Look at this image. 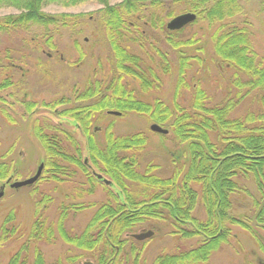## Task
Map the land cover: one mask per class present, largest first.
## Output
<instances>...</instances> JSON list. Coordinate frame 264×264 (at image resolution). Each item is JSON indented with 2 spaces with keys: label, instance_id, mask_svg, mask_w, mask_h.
Returning a JSON list of instances; mask_svg holds the SVG:
<instances>
[{
  "label": "trees",
  "instance_id": "16d2710c",
  "mask_svg": "<svg viewBox=\"0 0 264 264\" xmlns=\"http://www.w3.org/2000/svg\"><path fill=\"white\" fill-rule=\"evenodd\" d=\"M253 1L173 0L166 3L159 0H119L113 5L111 0H0V9L14 8L21 12L15 17L0 19V36L12 31H25L33 35V41L37 38L46 41L43 44L50 57L59 53L55 44L57 39L64 32L74 35L79 25H84L80 23L84 16H52L46 14L44 8L52 4L65 7L87 3L102 5L103 9L96 18L115 58V73L109 81H88L86 88L75 91L72 97L43 104L42 107L55 119L53 123L36 126L35 135L45 151L39 183H69L78 173H83L91 186L89 189H77L81 198L94 193V186L101 183L97 177L101 175L108 178L118 192L109 193L112 201L99 206L81 234L68 231L67 220L96 204L86 206L62 202L57 221L49 223L44 212L52 199L43 196L36 203V220L25 243L8 264H48L40 245H52L57 238L80 251L96 254L97 264H141L142 250L131 246L132 260L123 255V250L128 243H134L127 234L149 221H166L171 228L170 235L181 240L199 241L192 250L158 256L154 264H208L212 255L229 243L233 226L247 230L264 226V58L255 51L249 23L240 25L237 22L246 17L243 2L250 5ZM186 13L197 16L190 27L204 29L208 34L207 40L196 39V36L185 42L173 40L186 29L169 32L167 21ZM139 25H149L168 35L166 42L174 52H178L180 59L176 100L182 89L192 90L194 98L189 107H182L177 101L173 109L160 101L154 105L146 104L136 99L128 88L127 82L132 79L139 83L144 93L157 89L155 74L150 73L152 76H149L146 73L145 67L148 66L144 59L131 53L129 46H124L126 41L138 43L133 30L143 37ZM199 43L200 46L195 48ZM208 45L219 63L233 72L231 85L237 90V95L230 93L224 102L213 106L200 85L195 88L185 80L186 68H190L191 62L204 63L201 56L191 57L186 50L205 53ZM76 48L79 49L77 44ZM158 56L165 75H170L167 60L163 54L158 53ZM10 84L6 81L0 90ZM251 95L257 102L256 111L234 118L240 102ZM24 106L28 114L39 113L35 108L37 104L25 103ZM109 111H119L122 115L130 112L146 114L152 123L167 129L177 139L180 150L172 160L170 177L153 174L155 167L151 165L144 172L140 171L138 154L148 143L143 134L117 136L110 127L105 131L104 140H97L91 128ZM77 134L86 139V159ZM5 158L0 156V183L20 179L21 175L13 172ZM182 159L184 164L180 165ZM236 179L253 180L259 194L254 204L258 216L255 214L251 226L231 213L232 197L242 191ZM129 183L137 184L144 198L136 197L130 191ZM36 194L33 192V196ZM199 206L204 212V220L195 216ZM14 222L15 217L10 214L2 225L0 247L18 235L19 228ZM80 257L69 260L77 261Z\"/></svg>",
  "mask_w": 264,
  "mask_h": 264
},
{
  "label": "rangeland",
  "instance_id": "374dc122",
  "mask_svg": "<svg viewBox=\"0 0 264 264\" xmlns=\"http://www.w3.org/2000/svg\"><path fill=\"white\" fill-rule=\"evenodd\" d=\"M159 1L169 3L173 0ZM118 2L119 0H111L113 5ZM243 3L246 8V17L238 19L237 22L240 25L244 22L249 23L255 51L260 58H264V0H254L250 5ZM102 9L103 6L96 3L71 7L52 4L45 7L44 12L52 16H84L80 19V23L84 25L80 24L74 35L64 32L62 37L57 39L55 44L59 48V53L54 57H50L48 49L44 45L46 42L44 39L37 38V41H33V35L25 31H12L0 36V86L6 81L11 82L10 86L0 90V156H6L5 162L11 164L13 172L21 175L18 180L13 178L11 183L22 182L35 176L45 160V151L35 135V128L43 126L46 124L45 122L53 123L55 118L42 105L63 97H72L75 91H83L88 81L93 83L109 81L113 77L115 73L113 68L114 53L110 51L111 45L105 38L104 30L96 18L98 17L97 13ZM20 13L14 8H1L0 19L15 17ZM169 22L170 20L167 21V24ZM190 25L184 28L186 30L179 37H173V40L185 42L194 36L196 39L205 38L207 40L208 34L204 32V29H200V26L190 27ZM139 28L143 37L133 30V36L138 37V43L126 41L124 46L126 48L129 46L131 53L144 59L148 66V68L145 67L146 73L149 76L155 74L154 83L157 89L144 93L139 83L132 79L127 82L128 88L133 91L136 99L146 104L154 105L156 101H160L173 109L177 101L180 106L189 107L194 98L192 90L182 89L176 100L178 60L180 59L178 52H174L166 42L168 35L149 25H139ZM76 44L79 49L76 48ZM199 46L200 43L194 47ZM186 52L184 50V53L191 57L201 56L204 60V63L201 64L191 62L190 68H186L185 80L195 88L200 85L211 98L210 105L224 102L230 93L232 96L237 95V90L231 85L234 78L233 72L219 63L214 57L210 45L207 46L205 53L195 49L189 52L186 50ZM158 53L163 54L167 60L171 70L170 75H165L162 70V61ZM25 103L37 104L35 108L39 109V113L28 114L24 106ZM256 109L257 102L251 95L240 102L233 117H244L249 111H256ZM97 118H99L98 115ZM100 118L101 122L98 121L91 128L98 141L104 140L105 131L110 127L117 136L143 134L148 139V143L144 151L138 154L140 171L144 172L151 165L155 167L153 174L162 178L170 177L172 160L179 155L180 150L179 143L172 134L164 136L152 132L151 126L154 123L146 114L130 112L116 117L105 113ZM77 136L83 151H85L83 157L86 159V139L83 135L77 134ZM183 164L184 160L182 159L180 165ZM104 179L109 181L108 178ZM236 182L242 191L232 197L231 213L238 220L248 222L251 226L254 223L255 214L256 217L258 216V209L254 207V204L259 199V194L253 180L236 179ZM4 185H6L5 195L0 200V229L6 218L12 214L15 217V226L19 228V231L11 242L0 247L2 264H8L10 259L21 250L36 220V203L41 201L43 196H49L52 199L44 212L49 223L57 221L58 208L62 202L85 204L86 206L96 204L95 207H89L81 213L70 216L67 220V230L74 234H81L94 217L99 206L111 200L109 193L118 192V189L112 185H106L101 181L94 186L92 195L86 194L81 198L78 197V188L89 189L91 186L83 173H78L71 182L64 184L54 181L37 182L31 187L19 190L11 189L7 183H0V188ZM129 187L136 197L144 198V193L137 184L129 183ZM35 191L37 194L33 196ZM195 216L201 220L205 219L200 206L196 210ZM252 228L247 230L233 226L231 228L232 238L229 239V243L222 245L212 255L208 264H264V246H259V242L251 231L256 230L264 242V228L260 226ZM149 231H153L155 234L146 242H138L132 238L134 235ZM170 231L171 228L166 221H149L137 227L133 233L127 234L129 239L134 240V243L127 244L123 255H128L131 258L134 254L130 248L135 246L136 249L143 252L141 264H154L158 256L162 254L189 251L198 245V240H181L170 235ZM40 247L48 264L58 261L61 264H97L96 254L80 251L66 244L60 238H57L52 245L41 244ZM78 256L81 257L77 261L69 260Z\"/></svg>",
  "mask_w": 264,
  "mask_h": 264
},
{
  "label": "water",
  "instance_id": "95a60500",
  "mask_svg": "<svg viewBox=\"0 0 264 264\" xmlns=\"http://www.w3.org/2000/svg\"><path fill=\"white\" fill-rule=\"evenodd\" d=\"M196 20H197V16L195 14H192V13L181 14V15L175 17L174 19H172L167 24V30L170 32H179L182 29L189 26L190 24H193L194 22H196ZM110 114L113 116H120L121 115L120 113H117V112H111ZM151 131L154 133L163 134V135H167L169 133L167 130L161 128L158 125L151 126ZM43 169H44V165L42 164L39 167L35 176H33L32 178H30L28 180L22 181V182H14L13 184L10 185V188L18 190V189L33 186L40 179L42 172H43ZM98 178L102 179L101 176H99ZM104 183L106 185H110L109 181H107V180H105ZM4 189H5V186H3L0 189V200L4 197V194H5ZM152 236H153V232H148V233H143L140 235H135L134 238L137 241H145L147 239H150ZM87 264H89V263H87Z\"/></svg>",
  "mask_w": 264,
  "mask_h": 264
},
{
  "label": "flooded vegetation",
  "instance_id": "af4514ba",
  "mask_svg": "<svg viewBox=\"0 0 264 264\" xmlns=\"http://www.w3.org/2000/svg\"><path fill=\"white\" fill-rule=\"evenodd\" d=\"M107 114L109 115V112H107ZM96 132H97V130H96ZM261 228H264V227H261ZM259 229V228H258ZM252 232H253V234H254V238H256L257 239V241L259 242V246L261 245V246H264V242L262 241V236L261 235H259V233L256 231V230H252ZM263 248V247H262ZM261 262V261H260ZM91 264H93V263H91ZM260 264H262V263H260Z\"/></svg>",
  "mask_w": 264,
  "mask_h": 264
}]
</instances>
